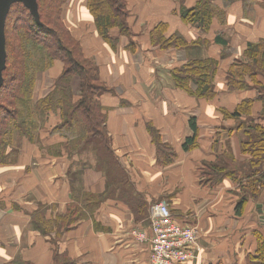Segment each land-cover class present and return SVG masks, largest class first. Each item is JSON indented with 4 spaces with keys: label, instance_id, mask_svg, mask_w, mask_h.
<instances>
[{
    "label": "crops",
    "instance_id": "1",
    "mask_svg": "<svg viewBox=\"0 0 264 264\" xmlns=\"http://www.w3.org/2000/svg\"><path fill=\"white\" fill-rule=\"evenodd\" d=\"M198 1L128 0L131 34L112 29V46L98 32L86 0H69L66 24L108 87L100 101L120 178L89 163V150L69 156L67 140L56 133L48 152L26 141L16 162L0 164V264H152L149 208L158 201L199 228L202 253L189 264H264V189L237 211L239 182L208 174L223 155L233 158L228 169L242 172L251 160L243 142L257 133L256 125L264 128V76L246 74L245 86L235 91L227 83L249 44L264 41V0H215L218 15L206 30L181 16L183 7ZM175 34L188 45L157 43ZM206 58L217 61L210 99L196 95L194 80L186 89L173 77L174 69ZM53 68L52 86L62 63ZM191 120L196 145L185 150L194 134ZM75 207L83 217L63 222Z\"/></svg>",
    "mask_w": 264,
    "mask_h": 264
},
{
    "label": "trees",
    "instance_id": "2",
    "mask_svg": "<svg viewBox=\"0 0 264 264\" xmlns=\"http://www.w3.org/2000/svg\"><path fill=\"white\" fill-rule=\"evenodd\" d=\"M214 1L199 0L191 8L183 7L181 16L186 22L206 30L213 17L218 15L219 7ZM223 1L229 5L237 0ZM68 2L37 0L38 19L21 2L13 3L9 9L5 23L6 66L0 90V164L15 160L17 152L12 145L16 137H29L30 141H35L34 132L40 129L39 123L50 124L55 121L49 132L67 140L63 145L69 156L74 150L81 153L92 149L96 166L107 175H115L118 163L109 140L107 110L100 101V96L108 91V87L101 81L94 58L86 55L81 41L66 24L64 17ZM86 4L94 16L98 32L112 46L117 39L111 36L112 29L118 28L125 36L131 34L128 0H86ZM157 43H161L163 48H183L188 45L179 34L160 38ZM245 58L235 63L227 73L230 91L245 86L243 77L246 74L255 78L264 72V41L249 44ZM58 62L62 63V71L54 80L51 90L46 96L35 99L38 74L50 70ZM216 71L215 59H196L174 69L173 77L178 87L186 89L188 82L194 80L198 85L196 95L210 99L215 94L213 80ZM75 77L79 78L78 92L72 86ZM240 108L235 109L234 116L239 115ZM191 126L194 134L186 138L185 150L196 145L197 127L194 120H191ZM255 130L257 133L250 134L248 141L243 142V151L251 155L244 177L239 178L240 171L227 168V164H233V158L229 155L219 157L217 163L209 166L208 174L219 179L226 175L232 176L239 182L241 189H245L237 203V211L242 210L249 196L258 197L259 191L264 188V128L256 125ZM153 139H158L155 133ZM158 147L159 150H166L167 145ZM166 155L170 157L172 151L166 150ZM118 178L115 175V179ZM245 180L249 181L247 187ZM83 215L79 207L69 209L63 222L73 223ZM41 229L48 231L47 228ZM62 264L72 263L65 260Z\"/></svg>",
    "mask_w": 264,
    "mask_h": 264
},
{
    "label": "built area",
    "instance_id": "3",
    "mask_svg": "<svg viewBox=\"0 0 264 264\" xmlns=\"http://www.w3.org/2000/svg\"><path fill=\"white\" fill-rule=\"evenodd\" d=\"M149 221L152 229V236L148 239L152 264H189L201 256L197 224L179 221L167 202L151 204ZM139 237L147 240L144 234Z\"/></svg>",
    "mask_w": 264,
    "mask_h": 264
},
{
    "label": "rangeland",
    "instance_id": "4",
    "mask_svg": "<svg viewBox=\"0 0 264 264\" xmlns=\"http://www.w3.org/2000/svg\"><path fill=\"white\" fill-rule=\"evenodd\" d=\"M64 18L65 19L68 18V20H69V17L67 15V13H65V17ZM52 69H54V68H51L50 70H46V71L38 74V78H37L38 80H37L36 91H35V99L39 98V96H43V97L46 96L48 94L50 88L52 87V85H51L52 82H53L52 79H51L52 75H53V70ZM262 75L264 76V72H262ZM72 86H73L74 90L76 92H78V88H79V78L78 77H75L73 79ZM0 107H2V98L0 99ZM1 112H2V109L0 108V114H1ZM53 125H55V121L50 122V124L48 122L45 123V124H40L39 123V128L40 129L34 132L35 133V138H36L35 139L36 144H38L39 147L41 146L42 149L46 148V151L47 150L50 151L52 149V147H53L49 143V137L52 134L49 131H51L50 128ZM36 135H37V137H36ZM16 139H18V140H16ZM26 141L30 142L29 137H19V138L16 137L15 138L12 147H13L14 151L17 152V153H16V156H15V160L13 162H16V160L19 157L20 153L23 152L22 151L23 150L22 147L24 146ZM32 141H34V140H32ZM89 148H91V147H89ZM89 152H90V155L87 157L88 162L89 163L91 161L96 162V156H95V153H93V150L90 149ZM13 162H10V163H13ZM247 168H249V164H247V166L243 165L242 169H241L243 172H240L238 174V176L239 177H244L245 176L244 175V171H246ZM245 181H247V180H245ZM248 182L249 181H247V183L245 182L246 183L245 187L248 186V184H249ZM263 189H261L259 192L261 193ZM243 192H245V189H242L241 193H243ZM259 194H258V196H259Z\"/></svg>",
    "mask_w": 264,
    "mask_h": 264
},
{
    "label": "water",
    "instance_id": "5",
    "mask_svg": "<svg viewBox=\"0 0 264 264\" xmlns=\"http://www.w3.org/2000/svg\"><path fill=\"white\" fill-rule=\"evenodd\" d=\"M16 2L23 3L38 19L37 0H0V90L4 82L3 71L6 66L5 23L11 5Z\"/></svg>",
    "mask_w": 264,
    "mask_h": 264
}]
</instances>
